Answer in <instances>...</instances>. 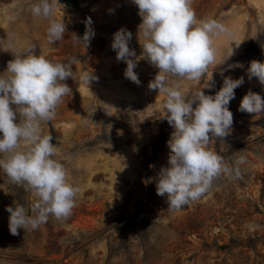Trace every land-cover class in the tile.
<instances>
[{"label": "rangeland", "instance_id": "rangeland-1", "mask_svg": "<svg viewBox=\"0 0 264 264\" xmlns=\"http://www.w3.org/2000/svg\"><path fill=\"white\" fill-rule=\"evenodd\" d=\"M36 2L0 0V38L11 37L14 44L0 47V73L14 58L11 53L32 46L35 55L54 63L80 61L73 65L74 79L66 81L71 95L63 98L55 118L42 124V133L57 146L54 159L80 192L67 220L50 218L36 230L13 236L5 209L17 202L30 209L35 197L0 170V264H264V115L238 111L249 90L264 99V86L247 77L252 60L264 62V0H192L198 19H216L230 34L214 37L219 54L206 76L170 78L169 83L191 97L198 90L215 95L223 76L244 77L229 105L231 134L213 140L209 149L229 166L240 157L245 163L238 165L242 178L222 175L180 211L168 209L152 182L167 166L173 132L163 119L164 94L148 87L157 69L139 60L137 85L125 78L126 64L111 49L113 34L123 27L132 33L130 48L141 54L136 5L132 0H80L70 8L58 0L54 18L63 19L67 32L53 45L46 35L49 22L30 12ZM89 17L95 36L86 48L74 34L83 37ZM236 64L243 67L229 68ZM85 71L97 78L89 86L80 79ZM207 83L211 90L204 88Z\"/></svg>", "mask_w": 264, "mask_h": 264}, {"label": "clouds", "instance_id": "clouds-1", "mask_svg": "<svg viewBox=\"0 0 264 264\" xmlns=\"http://www.w3.org/2000/svg\"><path fill=\"white\" fill-rule=\"evenodd\" d=\"M132 2L141 18L137 32L141 54L137 56L130 48L132 33L123 27L113 34L111 49L116 53V60L126 64L125 78L137 85L141 82L134 69L139 60L157 69L148 87L164 94L163 119L173 132L167 141V166L160 168L152 182L156 195L165 198L168 209L180 211L201 199L222 175L229 179L242 178L238 165L245 163L244 158L229 166L209 145L213 140L224 141L231 134L234 118L229 105L235 99V90L245 80L243 76L233 79L221 72L223 84L215 95L198 90L191 97L185 96L169 83L170 78L197 81L206 76L208 67L216 63L219 54L214 37L230 34L229 29L216 19H198L192 0ZM58 6V0H38L30 5L34 17L49 22L46 35L48 43L53 45L64 39L67 32L63 19L54 18ZM84 23L83 37L74 34V39L88 48L95 32L90 17ZM0 47L14 48L11 37L0 38ZM34 49L32 46L23 52L11 53L14 58L7 63L6 71L0 73V170L11 183L35 197L30 209L18 202L5 209L13 236L19 235V230H36L50 218L67 220L80 192L79 187L69 183L64 165L54 159L57 146L51 143L53 137L42 133V124L52 121L63 98L71 95L66 81L74 79L73 65L80 61L73 57L54 63L41 54L35 55ZM233 54L232 49L221 65ZM233 67L243 66L229 65L230 69ZM247 77L249 81L256 78L264 86V62L252 60ZM80 79L89 86L97 78L85 71ZM212 86L207 83L204 88L211 90ZM238 111L264 115V99L249 90ZM83 122L88 123L86 117Z\"/></svg>", "mask_w": 264, "mask_h": 264}, {"label": "trees", "instance_id": "trees-1", "mask_svg": "<svg viewBox=\"0 0 264 264\" xmlns=\"http://www.w3.org/2000/svg\"><path fill=\"white\" fill-rule=\"evenodd\" d=\"M65 4L70 8H76L79 5L80 0H64Z\"/></svg>", "mask_w": 264, "mask_h": 264}]
</instances>
